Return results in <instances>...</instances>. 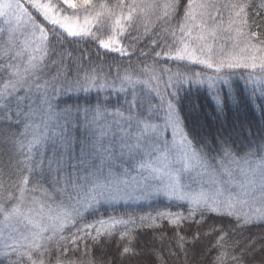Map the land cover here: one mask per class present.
Instances as JSON below:
<instances>
[{"label":"snow or ice","instance_id":"6c2138e0","mask_svg":"<svg viewBox=\"0 0 264 264\" xmlns=\"http://www.w3.org/2000/svg\"><path fill=\"white\" fill-rule=\"evenodd\" d=\"M251 6L250 0H0V158L7 156L0 167V264H77L70 252L83 245L87 254L90 244H101L102 236L106 243L113 235L104 229L106 221L87 222V215L95 205L133 192L188 201V215L176 213V228L182 227L180 220L202 224L209 214L234 218L237 228L264 223V136L245 151L243 145L235 147L230 133H222L213 147L199 133L186 131L181 116L185 83L207 85L218 118L229 105L245 103L236 81L249 90V102L264 97V35L253 30ZM259 7L264 8V0ZM122 36L135 43L123 45ZM97 46L104 49L97 51L98 57L139 51L144 67L129 63L123 75L118 70L109 81L105 61L89 57L90 67L84 65L90 48ZM149 59L152 64L146 63ZM165 59L211 71L173 74L170 68L156 67ZM107 88L123 93L126 107L84 108L85 124L104 120L100 136L115 125L122 148L144 157H133L135 175L128 168L89 171L86 148L76 163L65 164V155H71L68 126L79 119L81 109L76 108L75 116L71 107L57 111L58 96ZM38 113L43 117L39 125L34 121ZM49 148L52 155L46 156ZM193 186L200 189L196 196L189 194ZM234 187L239 191L233 193ZM238 204L253 211L241 213ZM114 223L134 225L135 220ZM130 231L116 242L121 258L135 254ZM217 235L215 246L226 249L227 233L220 229ZM174 238L185 255L184 245L200 239L199 233L188 240L179 231ZM238 251H220L214 264H244Z\"/></svg>","mask_w":264,"mask_h":264},{"label":"trees","instance_id":"16d2710c","mask_svg":"<svg viewBox=\"0 0 264 264\" xmlns=\"http://www.w3.org/2000/svg\"><path fill=\"white\" fill-rule=\"evenodd\" d=\"M109 2H114V0H109ZM261 2L262 0H250L252 6L249 17L253 30H257L261 35H264V8L259 7ZM181 3H186V0H181ZM225 22H227V13H225ZM141 33H143V28H141ZM121 40L125 46L135 43V41L124 38V36L121 37ZM141 45H143V41L137 47L139 48ZM76 47L75 45L71 46V48ZM84 47V45L79 46L80 50H84ZM97 51L103 53L104 49H99L98 46L90 48L84 65L90 67L87 62L89 57L93 61H105L103 72L108 74L109 80L117 75L118 70L123 75L124 70L129 68V63L136 69L144 67L145 58L140 56L139 51L126 56H121L118 52H109L106 56L101 55L99 57L96 55ZM146 63L152 64V60L149 59ZM109 65L112 67H109ZM156 67L170 68L171 70H177L179 73L189 72L194 68L186 62L167 59L161 60ZM71 75L74 76L75 72ZM236 84L243 91L245 103L239 108L229 105L219 118L214 111L215 105L209 91L205 87L192 84L184 86V89L187 90V100L181 116L184 119L185 130L190 133L193 131L199 133L209 144H213L214 138L222 133H230L231 138L236 141L235 147L238 150L239 146L243 145L244 150L247 151L250 142L255 148L259 143V138L264 136V111L261 110V106L264 105V97L257 95L249 102V90H244L242 81H236ZM128 91L131 92V90ZM183 94L185 93L182 92ZM129 99H131L130 95ZM56 103L58 105L57 111L64 107H71L74 116L76 115V108L81 109L79 119L68 126V132L66 133L71 141L69 151L73 157H77L80 155L81 149L88 144L82 129V110L103 105L108 107L109 111H115L117 106L124 105V94L114 92L111 88L88 93L63 92L58 96ZM41 116L42 113H38L34 117L35 123ZM15 130L14 127L13 131ZM213 147H215L214 144ZM47 153H51L50 148ZM240 154L243 155V152H240ZM72 160L69 159V161ZM6 163L7 156L0 158V167H3ZM8 171L14 173L13 169H8ZM188 207L189 205L186 203L170 201L162 197H154L138 205H101L92 210L93 214L87 215V222L94 223L100 219L110 218H121L126 221L132 218L135 220V224L126 225L121 223L111 230L113 235L106 243L103 242L105 237L102 236L100 238L102 243L98 245L90 244V251L87 254H83V245H81L80 251L75 254L70 252L69 256L77 260V264H81V262L86 264L88 260H92L93 264H214L220 251L226 250L228 253H232L239 250L237 254H243L244 264H264V223L254 222L245 228H237L234 227V218H222L215 214H209L211 218L205 219L202 224H191L189 226L188 223L180 220L182 227L176 228L175 221L180 219L176 213H181L186 217ZM160 213H171V215L162 218L159 216ZM141 217L146 219L142 222ZM149 217L151 219H148ZM196 219H199V214H197ZM229 219H231V223L228 222ZM148 224L151 226H146ZM126 229H130L129 234L135 236L133 241L135 254H129L121 258L116 242L119 241L120 234ZM220 229H224L227 233L225 237L227 241L226 249L215 246L219 239L217 233ZM178 231L188 240H191L194 234L199 233V240L194 244L187 243L184 245L186 255L184 251L176 246L174 237ZM171 253H175V255ZM157 254L162 259L158 258ZM228 264H232L231 260L228 261Z\"/></svg>","mask_w":264,"mask_h":264},{"label":"rangeland","instance_id":"374dc122","mask_svg":"<svg viewBox=\"0 0 264 264\" xmlns=\"http://www.w3.org/2000/svg\"><path fill=\"white\" fill-rule=\"evenodd\" d=\"M73 23H77L76 21H73ZM79 23H83V17L80 18ZM94 30V29H93ZM188 63L190 66H193L194 68L191 69L188 74L191 75L192 72H202L204 74L209 73L211 70L203 68L202 65L199 64H192L189 61H183ZM173 74L179 73L177 70H172ZM165 79H167V76L164 77ZM111 81V80H109ZM189 83H185L184 86H186ZM192 85H196V84H192ZM198 86H202L205 87L208 91V87L207 85H198ZM142 87V86H141ZM131 90V89H129ZM94 91H98L97 89H92L90 92H94ZM69 92H73V91H67L66 93ZM75 92V91H74ZM42 116L40 117V119L36 122L37 125L41 124L42 121ZM88 120H91V116L88 117ZM82 121H83V133L85 134V139H87V146L85 147L87 150V159H88V164H89V171L92 170H96L98 168L103 169L104 174L107 173L108 168L111 167L112 171L115 173H120L122 172L125 168H128L129 171H131L132 175L136 174V171L133 168V165L135 163V159H144V157L142 155L139 154H128L126 152V150H124L122 148V144L120 141V132L118 130H116L115 125H113L112 130L110 131H106V134L104 136H100V125H103L105 123L104 120L99 121V124H85V117L84 115L82 116ZM81 124V123H80ZM166 136L169 140H171L172 138V133H171V129H169V131L166 133ZM48 149L45 151V155L46 156H50L52 155V152L50 154L47 153ZM61 151H65V149L61 148ZM67 152H69L71 154V152L69 151V149H67ZM124 152V154L122 155L121 153ZM80 156V155H79ZM77 156V157H79ZM135 156V159L133 158ZM76 156L73 157V155L71 154L69 155H65V164L66 165H71L76 163ZM110 157V158H108ZM73 159L72 161H69V159ZM102 161H103V165H102ZM53 167H55V165H53ZM69 171L71 170L70 168L68 169ZM86 174V173H85ZM236 180L237 181H241L242 177H240L239 175L236 176ZM236 191H239L238 188H233V193H235ZM200 192V189L196 186H193V189L190 191V195L192 196H196L198 195ZM209 195H211V193H208ZM225 195H227V193H225ZM154 197H162L165 198L167 200L170 201H175V202H182V203H186L188 204V201H178L176 199H169L167 196L165 195H157V196H147V194L145 195H137L135 192H133L131 195L129 196H124L122 198H118L114 201H110V202H101L98 205H95L93 209L98 208L101 205L104 206H111V205H119V204H125V205H138L144 202H147L149 200H151ZM92 209V210H93ZM237 210L240 211L241 213H251L253 211L252 207H247V206H242V205H237ZM116 220H123L121 218H110V219H105L104 221H106V224L104 225V229H107L109 231L113 230L114 228H116L118 225H120L121 223H114V221ZM95 223V222H94Z\"/></svg>","mask_w":264,"mask_h":264}]
</instances>
